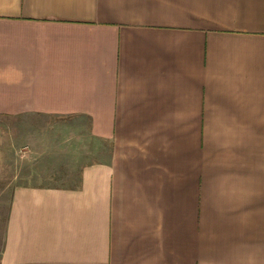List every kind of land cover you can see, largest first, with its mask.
Segmentation results:
<instances>
[{
  "label": "crops",
  "instance_id": "0c3cea01",
  "mask_svg": "<svg viewBox=\"0 0 264 264\" xmlns=\"http://www.w3.org/2000/svg\"><path fill=\"white\" fill-rule=\"evenodd\" d=\"M0 117L79 165L0 264H264V0H0Z\"/></svg>",
  "mask_w": 264,
  "mask_h": 264
},
{
  "label": "rangeland",
  "instance_id": "374dc122",
  "mask_svg": "<svg viewBox=\"0 0 264 264\" xmlns=\"http://www.w3.org/2000/svg\"><path fill=\"white\" fill-rule=\"evenodd\" d=\"M44 121L48 119L34 117L29 132L32 140L29 139L27 148L28 140L21 134V139L14 138L17 134L13 132L10 118L0 117V252L12 191L16 186L75 185L79 165L63 163L61 149L56 146L58 133L51 132L52 126Z\"/></svg>",
  "mask_w": 264,
  "mask_h": 264
}]
</instances>
